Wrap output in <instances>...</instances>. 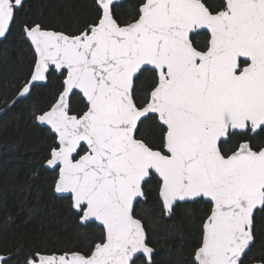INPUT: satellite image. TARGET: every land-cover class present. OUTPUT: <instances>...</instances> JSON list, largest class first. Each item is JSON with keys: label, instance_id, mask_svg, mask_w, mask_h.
<instances>
[{"label": "snow or ice", "instance_id": "1", "mask_svg": "<svg viewBox=\"0 0 264 264\" xmlns=\"http://www.w3.org/2000/svg\"><path fill=\"white\" fill-rule=\"evenodd\" d=\"M24 5L0 0V38ZM116 7L93 0L92 19L72 32L20 25L34 60L8 106L62 78L32 119L54 137L45 164L55 192L100 234L83 250L0 253V264H154L136 215L152 182L166 216L179 202L208 205L191 264H264V140L254 142L264 132V0H139L128 18ZM145 74L151 84L138 88Z\"/></svg>", "mask_w": 264, "mask_h": 264}, {"label": "trees", "instance_id": "2", "mask_svg": "<svg viewBox=\"0 0 264 264\" xmlns=\"http://www.w3.org/2000/svg\"><path fill=\"white\" fill-rule=\"evenodd\" d=\"M93 0H25L7 38L0 39V253L17 254V259L35 249L83 250L99 239L94 222L82 224L67 196H57V171L46 167L54 137L49 129L32 119L34 110L46 109L62 78L51 75L46 84L32 89L31 95L9 108L17 88L30 72L34 51L20 25L39 20L57 30L75 31L94 14ZM139 0H123L115 9L128 18ZM151 77L137 82L147 88ZM80 101L73 97V107ZM153 125L144 129L152 135ZM234 138V141L235 142ZM264 140V132L254 142ZM146 199L136 206L137 218L145 226L154 249V264H191L193 250L201 239L205 200L179 202L170 216L163 213L155 183L148 185ZM256 246L264 244V211L255 217ZM137 264H141L140 261Z\"/></svg>", "mask_w": 264, "mask_h": 264}, {"label": "water", "instance_id": "3", "mask_svg": "<svg viewBox=\"0 0 264 264\" xmlns=\"http://www.w3.org/2000/svg\"><path fill=\"white\" fill-rule=\"evenodd\" d=\"M121 1H123V0H117V3H120ZM0 39H3V38H0ZM27 40V39H26ZM28 41V40H27ZM29 43H30V41H28ZM31 45V44H30ZM32 47V46H31ZM33 49V48H32ZM34 51V50H33ZM42 84H43V82H42ZM42 127H45V128H47L48 129V127L47 126H42ZM47 167V166H46ZM47 168H49V167H47ZM49 169H51V168H49ZM51 170H53V169H51ZM54 192H55V190H54ZM55 194L57 195V196H67L66 194H61V193H56L55 192ZM143 199V198H142ZM186 202V201H185ZM190 202H192V201H190ZM81 222V221H80ZM82 223V222H81ZM95 224H97L96 222H94ZM82 224H86V223H82Z\"/></svg>", "mask_w": 264, "mask_h": 264}, {"label": "flooded vegetation", "instance_id": "4", "mask_svg": "<svg viewBox=\"0 0 264 264\" xmlns=\"http://www.w3.org/2000/svg\"><path fill=\"white\" fill-rule=\"evenodd\" d=\"M249 135H253L252 133H249Z\"/></svg>", "mask_w": 264, "mask_h": 264}]
</instances>
